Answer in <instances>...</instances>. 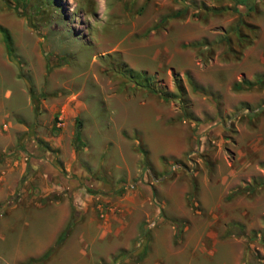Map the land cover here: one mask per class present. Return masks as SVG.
<instances>
[{"label": "rangeland", "instance_id": "obj_1", "mask_svg": "<svg viewBox=\"0 0 264 264\" xmlns=\"http://www.w3.org/2000/svg\"><path fill=\"white\" fill-rule=\"evenodd\" d=\"M140 72L169 95L161 105L173 139L160 141L151 112V153L139 132L124 136L105 119L95 129L89 119L112 100L152 95ZM0 106L30 116L26 129L13 128V115L3 130L15 142L2 153L21 152L23 172L0 204V264H264V0H0ZM105 135L139 143L114 153L113 144L99 142ZM51 136L63 158L74 156L75 173L44 176L30 159L31 140ZM98 151L109 199L103 211L89 212L95 222L107 214L112 229L121 225L101 239L92 220L71 227L80 214L67 188L80 160ZM13 205L19 213L10 219ZM68 212L47 250L4 256L6 230L19 232L18 251L33 252L56 225L52 214ZM129 226L133 235L124 241Z\"/></svg>", "mask_w": 264, "mask_h": 264}, {"label": "crops", "instance_id": "obj_2", "mask_svg": "<svg viewBox=\"0 0 264 264\" xmlns=\"http://www.w3.org/2000/svg\"><path fill=\"white\" fill-rule=\"evenodd\" d=\"M146 96H149L147 97L146 100L143 99V100L134 101V99L130 100L131 98H125L124 100H122L121 98L117 100H112L109 103L108 111L106 110L96 111L95 114H93L92 116L91 114H89L90 118L88 117V115L86 116L90 120L92 119V123L95 129H101L102 123H103L102 120L105 119V120H109L113 122L117 128L119 127V131H121V133L124 136H127V132L137 131L139 132L140 137H141L139 141L147 145V141H146L147 137L145 135V128H146L145 123H148L151 117V112H154L157 116V119L160 120L159 123L157 124V127L159 126L161 131H157L159 132L157 135L161 142L164 141L167 144V142L172 140L173 137L171 138L170 136H167L166 133L164 132L166 130L165 125H166V119H167L166 118L167 112H166L165 105H161V102L164 100L160 98L159 96H157V94L156 95L148 94ZM132 108L137 109L138 111L133 112L130 110ZM17 111H18V108L14 112L7 111V110L4 111V108L3 109L0 108V204L3 203V200L5 198H7L11 193H13L15 188H17L21 174L23 172V164H22L23 154L21 152L17 151V152L10 153L11 152L10 151V152L2 153L4 150H7V148H9L13 142H15L14 137H11V133L3 132V130L6 129L7 126H12V124L8 122L6 118H9L13 115L15 116L16 121H18L19 123H16V125L13 124L15 125L13 126V128L17 130H24L26 129V125H29L27 121H29L28 119L30 116L28 114L26 116L22 115V113L20 114ZM28 112H31V111L28 110ZM53 114L54 112L52 113V115ZM59 114H60L59 116H63L64 114H66L63 111V108L60 109ZM162 115L164 116V119H162ZM32 116L36 117L37 115L35 116L33 114ZM51 128H52V125H51ZM31 129L32 128L30 127L29 137L32 136ZM106 136L107 135L101 136L99 138L100 139L99 142L104 143V144L110 142V144H113L112 149L114 150L113 151L114 153H116L117 151L122 153L123 148L121 145H123V143L125 142L126 144H131V142L133 141H135V143L138 142V137L133 138V140H130V141H125L127 138H125L124 136H114V137L112 136L111 141H110V139H107ZM23 138H24V135L22 134V136L18 139V141L22 142ZM82 141L83 143H85V147L83 148V150L85 151L87 149L86 147L87 141H85L84 139H82ZM31 143L32 144L30 145V148L32 149L30 150L31 151L30 159L34 162V164L37 167L45 171V172H42L41 175H44V176L45 175L46 176L56 175V176H61L62 178H64L62 171L63 170L70 171V168H71L72 174L75 173V169L72 168L74 156L72 155V157L70 158L62 157L61 152H59L61 145L57 138H55L54 136H51V137L45 138L44 140H38V139L33 140L32 139ZM92 143H95V141L94 140L92 141L89 139L88 144H92ZM44 147L46 149H43ZM102 149H103V146H102ZM102 149L100 148L99 151H103ZM147 149L151 153V149L149 148L148 145H147ZM99 151L94 160H90L88 157H85V159L80 160L79 167L75 166L77 167L76 170L78 173V177L69 178L68 179L69 184H67V188L71 189V192L74 195L73 197L77 199V203H73V205H74L75 211H77L80 214V219H77L78 220L77 222H74V221L69 222V223H74L72 224L71 227L76 226L79 223L83 222L84 220L82 221L81 220L82 218H86L84 223H87V221L92 220L94 226H96L97 228L98 227L101 228L100 234L97 235L101 239L103 238V236L107 234L106 231L112 236H115L118 233V231L121 229V225L115 226L112 229L108 225L109 217L107 218V214H104V216H102L103 221L97 222L98 221L97 220L95 222L93 215L89 212L93 208H97L98 211L99 209L100 211L101 210L103 211V209L105 208H102V207L107 205L105 204V201L109 199L107 198L108 196L106 195V192L109 189L108 187H109V183L111 182V179L108 173H105L102 170H100L101 168H104V164L97 162ZM155 155L151 154V158H153V156ZM121 162H123L124 164L127 163L125 160V156L123 154H121ZM90 172H93L95 174L92 178L90 176ZM104 177H105L106 183H104L103 181ZM77 179L82 181V184L76 185ZM85 186L91 188V189H88L90 194H85L83 195V198H81L82 196L80 195H81V192L84 190ZM23 187L24 186H22V188ZM30 190H32V192H36L38 189L36 187H31ZM15 206L16 205H13L11 206L12 208L11 207L9 208V209H13L11 210L10 214L7 213L8 216H10V219L12 217H15V215H18L19 213V209H15ZM40 207L41 206L39 205V203L35 204V209H40ZM5 210L6 209H4V211ZM4 211H3V215L5 214V218H3V221L4 219L8 218V216H6V211L5 212ZM104 213H105V210H104ZM52 215H55L54 219H56V225H54L53 228H50L51 229L50 232L47 233L48 237L45 240H42L41 242H39L34 248L35 251L33 252L28 251L27 253L26 252L22 253L20 250L18 251L16 248V241H17V236L19 232L14 231V233L11 234L9 230L8 231L6 230L3 235H4V238L8 241V244H6V246H9L10 249L8 248L5 251L6 253H4V256L6 258H10L12 256L16 258L17 255L21 256V254L35 256L47 250L51 246V243L53 242V240H55L54 236L56 232L59 230V228L61 227L64 220H67V218H69V212L64 217H62L59 213L52 214ZM76 228L77 227H75V229ZM133 229H134L133 226H129L126 228V230L124 231V239H125V240L123 239L124 241H128L129 238H131V236L133 235ZM77 233H78V230H77ZM82 238L83 236L78 233V240H82ZM94 238H96V236H94ZM77 252H78L76 253L77 255H80V253L84 254L83 249H80Z\"/></svg>", "mask_w": 264, "mask_h": 264}, {"label": "trees", "instance_id": "obj_3", "mask_svg": "<svg viewBox=\"0 0 264 264\" xmlns=\"http://www.w3.org/2000/svg\"><path fill=\"white\" fill-rule=\"evenodd\" d=\"M250 8H252V6H249L248 7V9H250ZM176 14H180V12H177ZM4 40H5V42H6V44L8 45L9 44V40H8V38L5 36L4 37ZM141 73V74H140ZM139 74L142 76H145L143 73L144 72H140ZM138 74V73H137ZM145 83H143V84H145V85H143L144 87H146V89L147 90H149L151 93H153V94H157L160 98H162L164 101H166L167 99H168V94H165V93H161L160 91H158V90H156V89H154L153 87H151V84L149 83L148 84V81H149V78H147V76H145ZM148 80V81H147ZM236 86V85H235ZM176 89H177V91H178V93L180 94V96H182L183 94H184V92H183V87H182V85L178 82L177 83V85H176ZM75 123H76V126H75V129H74V132H73V135H74V140L75 141H79L80 140V138H79V132H80V122H79V120L78 119H76V121H75ZM139 151H140V153L142 154V156L145 158L146 157V150H144V149H141L140 147H139ZM145 160V159H144ZM7 204H10V203H7ZM57 242H58V240H57ZM142 254L143 253H140L139 255H137V259H140L141 257H142Z\"/></svg>", "mask_w": 264, "mask_h": 264}]
</instances>
